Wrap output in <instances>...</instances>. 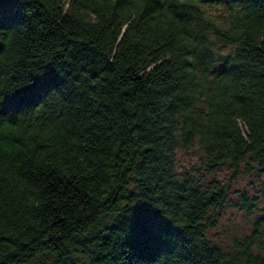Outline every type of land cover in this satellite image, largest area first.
Wrapping results in <instances>:
<instances>
[{
  "label": "trees",
  "instance_id": "obj_1",
  "mask_svg": "<svg viewBox=\"0 0 264 264\" xmlns=\"http://www.w3.org/2000/svg\"><path fill=\"white\" fill-rule=\"evenodd\" d=\"M41 72L62 95L0 116V264H264V212L223 249L225 185L176 167L197 142L208 171H264V0H0L4 94Z\"/></svg>",
  "mask_w": 264,
  "mask_h": 264
},
{
  "label": "rangeland",
  "instance_id": "obj_2",
  "mask_svg": "<svg viewBox=\"0 0 264 264\" xmlns=\"http://www.w3.org/2000/svg\"><path fill=\"white\" fill-rule=\"evenodd\" d=\"M67 5V4H66ZM210 17L216 21H227V14L220 6L206 8ZM234 46L226 43L215 44L217 52L226 53ZM198 143L176 149V167L180 177L192 176L199 179L198 185L204 189L211 181L218 180L226 187V200L218 210L210 212L214 223L207 226V238L225 250L232 247L236 238L248 234L252 228L253 219L264 212V171L254 170L252 173L235 170L230 164L208 171L204 168L203 153ZM248 196L249 209L243 205L241 195ZM85 262L83 258H80Z\"/></svg>",
  "mask_w": 264,
  "mask_h": 264
},
{
  "label": "snow or ice",
  "instance_id": "obj_3",
  "mask_svg": "<svg viewBox=\"0 0 264 264\" xmlns=\"http://www.w3.org/2000/svg\"><path fill=\"white\" fill-rule=\"evenodd\" d=\"M192 3H197L198 0H191ZM24 79V85L16 86V91L11 92L9 95L4 93L6 88V78L0 79V116L5 112L19 110L14 106L25 105L28 103H36L44 98H50L55 100L56 94L60 93V86L57 83L56 73H39L33 74L30 79ZM62 95V93H60ZM12 119H15L12 117ZM3 161L0 160V165ZM138 199L146 202L145 206L139 210L137 219V229L141 237H150L153 233L157 232L162 225L159 220V216L163 214L162 210L160 213L153 211L154 208H159L158 204L154 201L159 199V195L156 196H142Z\"/></svg>",
  "mask_w": 264,
  "mask_h": 264
}]
</instances>
